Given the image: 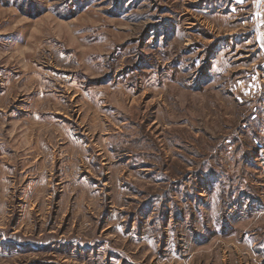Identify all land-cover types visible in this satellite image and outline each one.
Here are the masks:
<instances>
[{"label": "rangeland", "instance_id": "1", "mask_svg": "<svg viewBox=\"0 0 264 264\" xmlns=\"http://www.w3.org/2000/svg\"><path fill=\"white\" fill-rule=\"evenodd\" d=\"M261 0H0V264H264Z\"/></svg>", "mask_w": 264, "mask_h": 264}, {"label": "crops", "instance_id": "2", "mask_svg": "<svg viewBox=\"0 0 264 264\" xmlns=\"http://www.w3.org/2000/svg\"><path fill=\"white\" fill-rule=\"evenodd\" d=\"M261 8H262V11H263V8H264V0H261ZM264 12V11H263Z\"/></svg>", "mask_w": 264, "mask_h": 264}]
</instances>
